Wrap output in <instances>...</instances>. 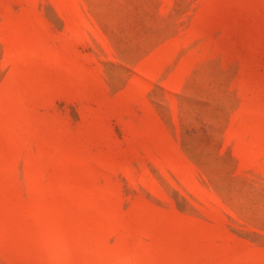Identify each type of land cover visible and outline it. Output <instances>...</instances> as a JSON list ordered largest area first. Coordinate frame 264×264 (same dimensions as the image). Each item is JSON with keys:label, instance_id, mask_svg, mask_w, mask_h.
Wrapping results in <instances>:
<instances>
[{"label": "rangeland", "instance_id": "obj_1", "mask_svg": "<svg viewBox=\"0 0 264 264\" xmlns=\"http://www.w3.org/2000/svg\"><path fill=\"white\" fill-rule=\"evenodd\" d=\"M0 264H264V0H0Z\"/></svg>", "mask_w": 264, "mask_h": 264}]
</instances>
